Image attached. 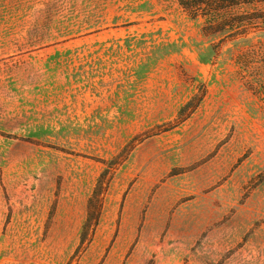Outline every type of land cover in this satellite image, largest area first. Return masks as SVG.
<instances>
[{"label": "rangeland", "instance_id": "1", "mask_svg": "<svg viewBox=\"0 0 264 264\" xmlns=\"http://www.w3.org/2000/svg\"><path fill=\"white\" fill-rule=\"evenodd\" d=\"M194 15L0 0V264H264V0Z\"/></svg>", "mask_w": 264, "mask_h": 264}, {"label": "trees", "instance_id": "2", "mask_svg": "<svg viewBox=\"0 0 264 264\" xmlns=\"http://www.w3.org/2000/svg\"><path fill=\"white\" fill-rule=\"evenodd\" d=\"M180 6L187 11L188 13H193L192 19L197 20L199 19L197 14V11L200 9V7L204 4H207V6H213L216 9H233L235 7H241L243 5H249L252 4L254 1L258 0H178ZM205 22L204 33L206 36L214 37V36H224L229 37L231 39H236L237 36H240L244 34L247 28L245 22L246 19L240 18V17H230L226 15H209L206 16V18H203ZM246 27V28H245ZM150 42L155 43L156 40L152 39ZM144 43H147L144 42ZM143 43V44H144ZM156 47V46H155ZM162 49L166 52V56L171 53H176L179 51V47L175 43H166L161 45ZM212 49V47H210ZM213 56V58H208L204 56V52H201L199 55V60L202 63H209L210 61H213V59H216L218 56Z\"/></svg>", "mask_w": 264, "mask_h": 264}]
</instances>
